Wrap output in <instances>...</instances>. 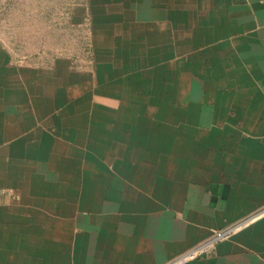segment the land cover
<instances>
[{
  "label": "crops",
  "instance_id": "obj_1",
  "mask_svg": "<svg viewBox=\"0 0 264 264\" xmlns=\"http://www.w3.org/2000/svg\"><path fill=\"white\" fill-rule=\"evenodd\" d=\"M84 15L90 69L0 44V264H165L264 206V0ZM183 264H264V216Z\"/></svg>",
  "mask_w": 264,
  "mask_h": 264
},
{
  "label": "rangeland",
  "instance_id": "obj_2",
  "mask_svg": "<svg viewBox=\"0 0 264 264\" xmlns=\"http://www.w3.org/2000/svg\"><path fill=\"white\" fill-rule=\"evenodd\" d=\"M78 5L86 0H0V44L21 61L62 56L90 69V22L87 15L74 21Z\"/></svg>",
  "mask_w": 264,
  "mask_h": 264
},
{
  "label": "built area",
  "instance_id": "obj_3",
  "mask_svg": "<svg viewBox=\"0 0 264 264\" xmlns=\"http://www.w3.org/2000/svg\"><path fill=\"white\" fill-rule=\"evenodd\" d=\"M261 216H264V206L231 225L211 230L209 234L198 243L183 251L180 255L174 257L165 264H183L190 259L204 255L211 251L217 243L229 239L235 233L242 230Z\"/></svg>",
  "mask_w": 264,
  "mask_h": 264
}]
</instances>
